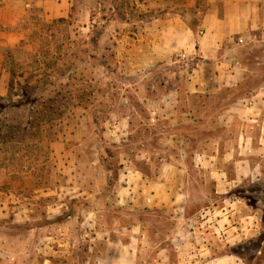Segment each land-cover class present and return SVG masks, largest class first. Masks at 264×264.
Instances as JSON below:
<instances>
[{"label": "rangeland", "instance_id": "374dc122", "mask_svg": "<svg viewBox=\"0 0 264 264\" xmlns=\"http://www.w3.org/2000/svg\"><path fill=\"white\" fill-rule=\"evenodd\" d=\"M139 9L136 0H70L68 15L47 20L28 0L25 19L0 26L20 38L15 47L0 38V197L12 194V204L24 207L20 215L34 218L30 226L71 237L55 243L61 255L35 247L30 264H99L90 262L88 244L96 230L108 232V264H120L134 225L145 232L139 264H152L182 215L219 213L231 214L239 232L254 230L233 246L241 264H264V111L258 117L246 110L264 92V44L252 55L242 52L248 76L238 86L183 95L179 105L191 114L155 115L139 93L153 87L164 95L175 81L164 69L136 76L112 42L121 28L136 29ZM200 19L192 11L191 24ZM177 168L185 174L170 173ZM124 169L144 176L126 178ZM163 171L181 185L185 210L154 206L167 198L159 187ZM7 209L0 216H13ZM1 221L0 237L25 232Z\"/></svg>", "mask_w": 264, "mask_h": 264}, {"label": "crops", "instance_id": "0c3cea01", "mask_svg": "<svg viewBox=\"0 0 264 264\" xmlns=\"http://www.w3.org/2000/svg\"><path fill=\"white\" fill-rule=\"evenodd\" d=\"M33 1L47 20L68 15L70 0ZM136 4L140 7L137 10L140 23L134 30L121 28L117 31L121 39L118 38L116 43L112 41L113 48L120 63L131 67L129 69L141 79L164 69L168 82L175 81V88L164 95L156 94L153 87L146 89L144 94L143 91L139 93L148 110L155 115L180 111L183 115L191 114V109L182 110L179 105L183 95H203L227 86H238L248 76L247 59L242 52L245 56L252 55L255 48L264 44V0H136ZM27 7L28 0H0V26L4 30L16 26L25 19ZM192 11L201 17L197 25L190 22ZM0 38L5 39V44L10 47H15L20 40L18 34L3 31ZM250 100L247 112L261 116L264 92ZM248 121L258 120L248 118ZM169 170L174 175L185 174L181 168ZM123 175L126 178L144 176L138 170L129 169H124ZM160 175L159 187L166 191L167 198L157 201L154 206L166 208L172 213L185 210L181 185L170 184L165 178V175L168 176L165 171ZM123 187L131 189L130 185ZM4 195L6 198L0 197L1 212L4 213L8 207L7 212H12L13 216H0L2 224H11L13 230L23 228L25 232L6 233L0 237V255L12 257L10 264H24L18 261L20 257L27 258L30 264L29 257L34 255L35 247L43 255L64 253L62 249H57L55 243H65L71 237L64 232L46 233L43 225L30 226L34 218L21 216L20 208L24 207L12 204L15 202L10 199L12 194ZM214 213L217 214V211ZM230 216L227 213L211 217L182 215L176 229L167 235L169 243L156 251L152 264H241L242 259L233 246L249 240L254 230L246 227V232L237 231L240 228L234 226ZM249 218L246 217L247 220ZM128 231L129 241L121 243L123 249L119 262L139 264L142 254L140 244L145 232L141 225L128 227ZM107 233L96 230L88 234L89 252H93L90 262L94 258L99 264H108L111 241L106 237ZM48 242L54 246L50 247ZM0 264L8 263L0 261Z\"/></svg>", "mask_w": 264, "mask_h": 264}]
</instances>
